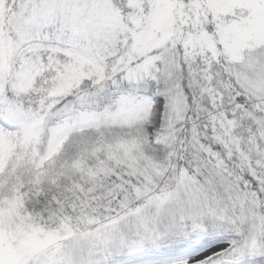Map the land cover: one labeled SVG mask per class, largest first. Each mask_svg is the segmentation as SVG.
<instances>
[{
  "label": "snow or ice",
  "instance_id": "1",
  "mask_svg": "<svg viewBox=\"0 0 264 264\" xmlns=\"http://www.w3.org/2000/svg\"><path fill=\"white\" fill-rule=\"evenodd\" d=\"M0 264H264V0H0Z\"/></svg>",
  "mask_w": 264,
  "mask_h": 264
}]
</instances>
